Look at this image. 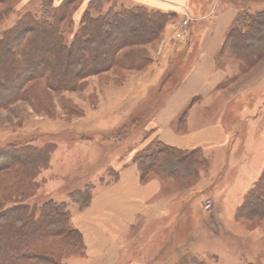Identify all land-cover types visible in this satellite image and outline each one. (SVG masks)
<instances>
[{"label":"rangeland","instance_id":"obj_1","mask_svg":"<svg viewBox=\"0 0 264 264\" xmlns=\"http://www.w3.org/2000/svg\"><path fill=\"white\" fill-rule=\"evenodd\" d=\"M44 1L47 0H0V41L27 11L39 12ZM49 1L51 9L62 12L60 29L68 42L86 22L87 13L100 16L108 8L136 5L132 0H104L99 6L89 5L90 0ZM190 2L188 7L163 11L172 12L175 18L157 38L135 47L145 51L140 67L124 70L108 66L101 72L84 75L77 87L58 93L42 81L40 85L29 83L42 97L31 93L36 98L15 100L0 107V150L27 142L40 147L51 144L55 149L47 168L37 175L38 186L29 204L41 206L51 201L63 205L72 224V213L87 207L96 188L112 181L120 167L132 163L136 152L153 144L155 147L160 141L152 127L155 112L189 72L188 66L199 51L200 37L214 14L229 5L236 9L214 58L215 69L224 74V80L205 97L192 98L173 126L178 133H184L188 129V113L196 110L193 127L220 123L232 140L227 149L210 152L201 148L179 149L193 151L195 158L202 159L187 177L151 171L141 180L158 178L160 192L149 212L121 236L116 260L111 264H264V219L236 217L243 196L264 169V54L247 66L241 57L246 49L237 46L234 53L228 39L240 26L239 14L260 11L250 3L264 7V0ZM214 10L212 16L210 12ZM146 27L145 33L154 29L151 25ZM106 29L107 37L102 34L100 42L88 35L90 41L81 45L76 54L106 64L103 57L118 44L124 32L126 35L131 31V26L113 28L110 24ZM14 36L6 37V51ZM102 42H107L108 48ZM33 46L36 50L44 44L37 37ZM257 46L262 51L264 40ZM123 49L121 55L127 51L126 47ZM36 51L31 49L30 55ZM259 52L251 54L252 59ZM74 57L71 52L63 58L69 76L80 68ZM6 58L5 62L8 53ZM15 58L21 59L18 51ZM7 68L8 63H4V75L8 77ZM34 104L40 107L34 108ZM9 175L8 171H0L1 178ZM59 250L65 264H98L94 257L86 258L79 244Z\"/></svg>","mask_w":264,"mask_h":264},{"label":"trees","instance_id":"obj_2","mask_svg":"<svg viewBox=\"0 0 264 264\" xmlns=\"http://www.w3.org/2000/svg\"><path fill=\"white\" fill-rule=\"evenodd\" d=\"M103 1L90 0L89 5L99 6ZM43 4L39 12L27 11L4 34L6 37L15 35L11 38L7 51L3 47L6 37L0 41V107L8 106L15 100L36 98L31 93L40 94L42 97V93L37 92L29 83L40 85L44 82L52 92L58 93L77 87L84 75H93L108 66L124 70L137 68L145 61L142 54L145 51L135 47L157 38L166 24L175 18L172 12L148 9L142 5L118 9L112 7L100 16L87 13L86 22L80 31L74 34L73 40L68 42L64 31L60 29L62 12L51 9L49 0ZM239 22L240 26L232 35H228V39L234 53L237 46L246 49L241 57L246 60L248 66L264 54V48L259 52L260 48L257 46L259 41L264 40V10L241 13L238 16ZM110 24H113V28L131 26V31L126 35L124 32L122 38H118V44L109 48V52L103 57L107 66L99 59L76 54L81 45L90 41L86 38L88 35H92L96 42L102 41V34L107 37L106 27ZM148 25L154 29L145 33ZM85 26L88 27L84 31L82 29H85ZM137 32H141V35H137ZM37 37L44 46L36 51L33 45ZM102 45L108 46L107 42ZM124 46L127 51L121 55L119 52L124 50ZM31 49L36 51L33 56L29 52ZM17 51L21 59L15 58ZM71 52L75 53L74 62L80 66L78 73L73 76L68 75L63 61ZM255 52L259 53L252 59L251 54ZM7 53L8 61L5 62ZM182 54L184 56V51ZM4 63H8V77L4 75ZM59 65H63V70L57 68ZM28 67H31V70L27 69ZM39 107L40 105L34 104V108ZM66 109L72 111V108ZM153 145L133 156V163L141 179L151 171L162 175L187 177L202 161L199 156H193V151L184 152L160 141L155 147ZM5 149L0 150V171H8L10 175L7 178L0 177V264H65L59 249L63 246L72 248L78 244L84 253L82 235L72 226L69 213L63 205L50 201L41 206H31L28 202L38 186L37 175L50 163L54 146L47 144L40 147L27 142L23 145H8ZM7 156H10V159H7ZM90 199L91 194L88 202ZM236 217L260 221L264 219V169L243 196L240 206L236 209Z\"/></svg>","mask_w":264,"mask_h":264},{"label":"crops","instance_id":"obj_3","mask_svg":"<svg viewBox=\"0 0 264 264\" xmlns=\"http://www.w3.org/2000/svg\"><path fill=\"white\" fill-rule=\"evenodd\" d=\"M132 3L146 6L148 9L174 11V8L188 7L191 2L190 0H132ZM250 5L254 10L264 9L253 3ZM213 13L215 10L210 12L212 16ZM235 14L236 9L231 5L214 14L212 23L200 37L199 51L196 50V55L188 66L189 72L176 83V88L165 97L164 102L155 112L152 127L157 130V136L163 144L178 149L201 148L204 152L228 148L232 135H229L220 123L213 122L204 128L193 127L197 119L192 115L196 110L188 113L186 118L188 129L184 133H178L173 126L192 98L199 95L205 97L216 90L224 80V74L215 69L214 58L219 51L221 38ZM141 180L138 169L132 161L120 167L112 181L91 193L87 207L72 213V225L82 235L86 258L94 257L98 264H111L116 260L121 236L138 218L149 212L161 189L158 178L145 182Z\"/></svg>","mask_w":264,"mask_h":264}]
</instances>
